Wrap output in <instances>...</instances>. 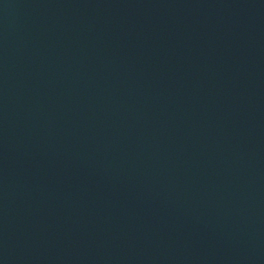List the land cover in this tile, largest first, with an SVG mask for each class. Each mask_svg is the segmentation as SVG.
<instances>
[{"label": "water", "instance_id": "1", "mask_svg": "<svg viewBox=\"0 0 264 264\" xmlns=\"http://www.w3.org/2000/svg\"><path fill=\"white\" fill-rule=\"evenodd\" d=\"M0 264H264V0H0Z\"/></svg>", "mask_w": 264, "mask_h": 264}]
</instances>
